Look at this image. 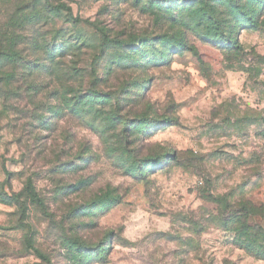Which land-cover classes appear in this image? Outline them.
I'll use <instances>...</instances> for the list:
<instances>
[{
	"label": "rangeland",
	"instance_id": "1",
	"mask_svg": "<svg viewBox=\"0 0 264 264\" xmlns=\"http://www.w3.org/2000/svg\"><path fill=\"white\" fill-rule=\"evenodd\" d=\"M248 226L264 0H0V264H264Z\"/></svg>",
	"mask_w": 264,
	"mask_h": 264
},
{
	"label": "trees",
	"instance_id": "2",
	"mask_svg": "<svg viewBox=\"0 0 264 264\" xmlns=\"http://www.w3.org/2000/svg\"><path fill=\"white\" fill-rule=\"evenodd\" d=\"M56 7L68 11L71 10V7L64 3L57 4ZM247 229L250 230L247 236V240L249 241V243L251 245H256L257 243L260 244L258 248L260 251L256 252L255 255L264 257V231H262L260 228H257L255 226H248Z\"/></svg>",
	"mask_w": 264,
	"mask_h": 264
}]
</instances>
